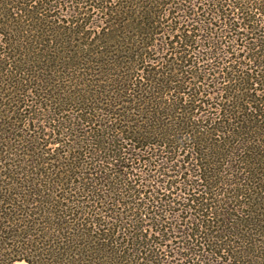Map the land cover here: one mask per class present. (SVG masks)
<instances>
[{
    "label": "trees",
    "instance_id": "16d2710c",
    "mask_svg": "<svg viewBox=\"0 0 264 264\" xmlns=\"http://www.w3.org/2000/svg\"><path fill=\"white\" fill-rule=\"evenodd\" d=\"M18 262L264 264V0H0Z\"/></svg>",
    "mask_w": 264,
    "mask_h": 264
},
{
    "label": "rangeland",
    "instance_id": "374dc122",
    "mask_svg": "<svg viewBox=\"0 0 264 264\" xmlns=\"http://www.w3.org/2000/svg\"><path fill=\"white\" fill-rule=\"evenodd\" d=\"M57 13V11L55 12V14ZM61 13V12H60ZM92 17V18H90V22L91 23H93L94 25H99L98 23V21H99V19H100V15H97V14H95V13H93V12H90V14H89V17ZM61 19H65L64 17H61ZM90 32L92 31V30H89ZM16 264H25V263H23V262H18V263H16Z\"/></svg>",
    "mask_w": 264,
    "mask_h": 264
}]
</instances>
